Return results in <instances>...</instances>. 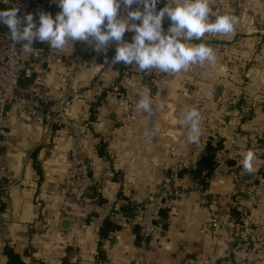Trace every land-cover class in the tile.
I'll return each instance as SVG.
<instances>
[{
  "label": "crops",
  "instance_id": "0c3cea01",
  "mask_svg": "<svg viewBox=\"0 0 264 264\" xmlns=\"http://www.w3.org/2000/svg\"><path fill=\"white\" fill-rule=\"evenodd\" d=\"M209 3L213 19L223 14L239 19L231 34L206 33L202 38L215 51L214 65H193L179 74L152 69L153 76H146L134 71V64L113 62L116 42L108 53L89 52L70 80L68 64L49 56L37 61L48 70L43 81L28 79L22 85L50 94L54 100L40 107L53 110L57 105L59 122L50 129L42 117H32L18 105L11 108L18 117L6 128L0 156V264L7 263L6 246L29 264L212 263L225 243L222 229L212 227L210 220L223 218L222 210L228 211L242 183L248 197L239 203L246 208L256 204L254 214L264 219V174L259 173L264 168V4ZM137 9L143 11V5L123 7L118 17ZM133 36L126 32L124 41L132 42ZM142 96L157 108L152 117L135 107ZM191 107L201 116L199 143H189V125L179 123ZM153 125L158 128L149 138ZM218 139L222 149L215 158L224 151L230 169L213 171L205 187L187 174L179 177L176 183L184 193L161 216L149 240L143 242L128 219L112 215L127 209L131 217L136 204L160 191L170 168L193 166ZM73 145L86 157L94 181L79 205L63 187L74 173L69 157ZM248 150L256 157L252 174L241 163ZM255 187L262 191L251 198ZM104 218L116 220L118 227L100 240Z\"/></svg>",
  "mask_w": 264,
  "mask_h": 264
},
{
  "label": "clouds",
  "instance_id": "9594fccd",
  "mask_svg": "<svg viewBox=\"0 0 264 264\" xmlns=\"http://www.w3.org/2000/svg\"><path fill=\"white\" fill-rule=\"evenodd\" d=\"M5 3L8 0H4ZM61 9L55 18L50 13L39 14V27L32 14L24 21L18 17V8L0 11V23L11 31L13 45H21L25 54H34L36 42L46 43L50 49L63 51L70 44L87 42L96 52L107 51L116 42L114 63L135 64L134 71L145 72L152 69L165 74H179L193 65H214L217 56L213 47L202 41L205 34L227 35L239 23L238 17L230 14L215 15L209 0H168L167 5L157 12L160 0H55ZM133 4L143 5V11L130 10L123 17L118 12L123 5L131 9ZM171 21L167 33L163 21ZM107 21V23H105ZM133 21H140L139 24ZM25 26L21 27V25ZM126 32L134 33L132 42L124 41ZM193 41H201L193 43ZM136 109L147 117L157 111L150 97L142 96ZM200 112L191 107L186 110L180 125H189L187 141L199 143L201 136ZM158 126L153 125L146 133L152 138ZM256 157L248 150L243 157V171H255Z\"/></svg>",
  "mask_w": 264,
  "mask_h": 264
},
{
  "label": "built area",
  "instance_id": "2783aa9c",
  "mask_svg": "<svg viewBox=\"0 0 264 264\" xmlns=\"http://www.w3.org/2000/svg\"><path fill=\"white\" fill-rule=\"evenodd\" d=\"M0 3L3 6L0 11L18 8V17L22 21H24L26 15L32 14L37 27H39V14L41 12L50 13L55 18L56 14L61 11L55 0H8L7 3L0 0ZM123 7L122 5L118 14ZM23 26L25 24L22 23L21 27ZM10 37L9 27L0 23V156L4 146L6 128L18 117V114L11 109L13 105L20 106L32 117H42L50 129L54 123L59 122L60 112L57 105L53 110H44L40 107V105L54 100L50 94L39 89L25 88L24 85L19 84L20 80H24V83H26L28 79H32L33 83L37 84L43 81L48 70L42 64H37V61L49 56L50 59L68 64L67 78L70 80L75 71L81 67L85 56L89 52L98 53L89 43L76 42L74 46L70 44L60 54L48 52L46 43H43L42 46L34 45L37 49L34 54H25L20 49L21 45L12 44ZM114 49V46L110 44L106 52L101 51L99 53H108ZM142 74L150 76L151 72L145 71ZM61 98L62 96L59 97V102H62ZM70 132L76 137L79 135L77 129L73 126L70 127ZM169 150L170 155L174 157V147L170 146ZM69 157L74 167V173L71 179L64 182L63 187L69 200L74 205H79L86 199L94 181L90 174L89 163L86 157L80 153L77 145L70 148ZM1 169L0 162V178L2 177ZM176 169V166L170 168L162 180L160 191L157 194L134 206L131 217L123 212L112 214L128 219L132 226L137 227L143 242L149 240L157 228V223L161 219V210L171 209L173 201L183 195L182 188L176 183ZM229 169L226 153L222 151L213 171L215 173H226ZM111 222L115 224L116 220H111ZM210 224L212 227L217 228L220 225V220L215 217L211 218Z\"/></svg>",
  "mask_w": 264,
  "mask_h": 264
},
{
  "label": "rangeland",
  "instance_id": "374dc122",
  "mask_svg": "<svg viewBox=\"0 0 264 264\" xmlns=\"http://www.w3.org/2000/svg\"><path fill=\"white\" fill-rule=\"evenodd\" d=\"M234 1L240 0H226L228 3ZM249 1L255 2V0ZM260 1L264 4V0ZM40 44L41 42H36L35 45ZM252 189H254V195L251 192V198H255L258 192L262 191V188ZM247 192L243 183L236 187L230 198V208L228 211L222 210L221 212L223 218L220 219L219 230L222 229L223 243L225 244L217 259L226 258V264H264V219H260L254 214V211H258L256 204L251 207V203H247L246 208L245 205L239 203L243 197H248V195L245 196ZM232 208L237 211V214L231 212ZM261 211H264V208ZM227 214L230 217L227 218Z\"/></svg>",
  "mask_w": 264,
  "mask_h": 264
},
{
  "label": "trees",
  "instance_id": "16d2710c",
  "mask_svg": "<svg viewBox=\"0 0 264 264\" xmlns=\"http://www.w3.org/2000/svg\"><path fill=\"white\" fill-rule=\"evenodd\" d=\"M166 5H167L166 0H160V2L156 5L157 12L163 9ZM170 25H171V21H168L165 18L163 21V28H164L165 33H167V30ZM194 42L200 43V41H194ZM48 47L49 46H46L47 49H49ZM85 59L86 58H84V60ZM150 72H151L150 76H153V70H150ZM156 75H159V74H156ZM220 149H222V144H221V140L218 139L215 145L209 144L208 146L209 153L206 156H203L199 158L196 162H194L193 166H177V169H176L177 179L187 174L190 176V178H192L196 182V185L198 187H205L207 183V179L213 173L214 167L217 163V160L215 157ZM259 173L264 174V168ZM256 181L257 179L255 177H253L251 180V182H256ZM126 210L127 209H124L125 211L124 213H126L127 215H130L131 212L128 210L126 211ZM231 212L237 214V211L234 208H232ZM117 227L118 225L112 223L111 220H109L108 218H104L101 226L99 227L100 240L103 237H107L109 232L113 229H116ZM3 253L7 258L6 264H29L22 258V256L18 252H16L10 246H6L4 248ZM212 264H226V258H218Z\"/></svg>",
  "mask_w": 264,
  "mask_h": 264
},
{
  "label": "water",
  "instance_id": "95a60500",
  "mask_svg": "<svg viewBox=\"0 0 264 264\" xmlns=\"http://www.w3.org/2000/svg\"><path fill=\"white\" fill-rule=\"evenodd\" d=\"M147 79H149V78H147ZM31 81H32V79H31ZM23 83H24V80H20V81H19V84H20V85H22ZM217 89L220 90L221 88L218 87ZM217 93H218V92H217ZM164 212H165L164 210H161L160 215H161V216L164 215ZM62 223L66 224V223H68V220H67V219H63ZM64 227H65V226H64Z\"/></svg>",
  "mask_w": 264,
  "mask_h": 264
}]
</instances>
